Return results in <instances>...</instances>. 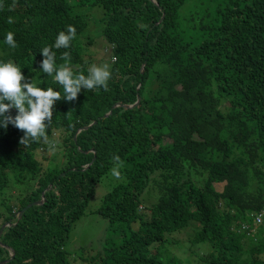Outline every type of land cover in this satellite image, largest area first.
<instances>
[{
	"label": "trees",
	"instance_id": "1",
	"mask_svg": "<svg viewBox=\"0 0 264 264\" xmlns=\"http://www.w3.org/2000/svg\"><path fill=\"white\" fill-rule=\"evenodd\" d=\"M155 1L75 2L103 9L102 35L115 60L106 89H82L68 101L40 71V51L68 25L77 37L85 19L69 0H0V60L61 95L45 137L21 143L22 130L0 129V229L10 224L0 263L13 253L6 264H70L68 234L118 166L125 181L95 211L109 236L102 252L82 256L87 264H182L174 256L166 262L160 250L189 227L192 247L211 246L199 264H264V225L254 237L233 231L264 209V0ZM8 31L15 49L3 42ZM76 37L68 49L51 50L58 66L68 52L73 71L87 75ZM53 133L62 161L43 171L35 156L51 148ZM10 173L27 186L14 202L4 197ZM45 190L43 203L19 218ZM151 191L156 198L146 203Z\"/></svg>",
	"mask_w": 264,
	"mask_h": 264
},
{
	"label": "rangeland",
	"instance_id": "2",
	"mask_svg": "<svg viewBox=\"0 0 264 264\" xmlns=\"http://www.w3.org/2000/svg\"><path fill=\"white\" fill-rule=\"evenodd\" d=\"M73 2L72 14L83 17L85 19L84 30L76 37L75 42L79 47L80 53L83 56L87 67L92 65L102 66L112 62V53L102 35L104 11L98 6H76L77 0H69ZM184 16V11H180V17ZM44 151H38L36 158L40 161L43 171L52 169L62 161L61 150L58 149L59 134L53 137ZM52 144H54L52 146ZM124 177L121 176L120 168L114 166L102 178L95 188V194L90 199L84 215L77 220L68 234L66 251L69 253L70 264H87L82 256H95L98 252H102L105 243V238L109 236V223L95 213L100 206L103 196L110 191L114 186L123 183ZM27 186L24 180L18 175L9 174V186L4 191L6 200L13 201L21 193L25 192ZM156 198V192L151 191L145 196V202L151 203ZM143 210V209H142ZM133 229L137 225H132ZM194 235L193 228L168 235L164 247L160 250L162 259L166 262L174 256L182 261V264H199V257L206 256L211 251V246L201 244L192 247L190 240ZM115 238V237H114ZM153 247H156L153 246ZM264 260V254L261 256Z\"/></svg>",
	"mask_w": 264,
	"mask_h": 264
},
{
	"label": "clouds",
	"instance_id": "3",
	"mask_svg": "<svg viewBox=\"0 0 264 264\" xmlns=\"http://www.w3.org/2000/svg\"><path fill=\"white\" fill-rule=\"evenodd\" d=\"M9 22L11 23V20ZM14 35L11 31L6 32L3 41L13 49L17 47ZM75 37L76 28L68 25L66 31L58 33L54 45L43 47L40 51L43 56L40 71L62 86L63 99L68 101L75 100L82 89H106L111 78L108 64L90 66L87 75L82 71L74 72L70 67V54L68 52H64L61 56L64 63L57 65L56 53L51 50L52 47L55 49H68ZM60 99V92L52 87L41 88L34 82V78L30 79L22 73L18 64L11 60H0V129H7L9 125H12L22 130L24 135L21 143L27 142L30 138L35 140L45 137L46 123L51 119L54 105ZM12 109L16 110L14 116L10 113ZM55 135L53 133V136ZM42 151H44V148H42ZM256 213L252 214V222L253 215ZM252 222L247 224L252 225ZM258 229L259 227L257 231Z\"/></svg>",
	"mask_w": 264,
	"mask_h": 264
},
{
	"label": "built area",
	"instance_id": "4",
	"mask_svg": "<svg viewBox=\"0 0 264 264\" xmlns=\"http://www.w3.org/2000/svg\"><path fill=\"white\" fill-rule=\"evenodd\" d=\"M114 60L115 59H112V61ZM40 151H42V149ZM262 225H264V209L253 215L252 225H249L247 223L239 224L237 226H233V231L236 234L251 237L256 234L257 228Z\"/></svg>",
	"mask_w": 264,
	"mask_h": 264
},
{
	"label": "water",
	"instance_id": "5",
	"mask_svg": "<svg viewBox=\"0 0 264 264\" xmlns=\"http://www.w3.org/2000/svg\"><path fill=\"white\" fill-rule=\"evenodd\" d=\"M151 1H152L155 5H157V3H156L155 0H151ZM162 18H163V17H162ZM162 18H161V19H162ZM139 101H140V99L138 98V99H137V102H136L134 105H131V106H124V107H125V108H133V107H135V106L139 103ZM118 106H119V105H115V106H113L112 109L109 111V113H108L107 115H105V117H108L109 115H111L112 110H113L114 108L118 107ZM93 124H94V123H93ZM90 126H92V125H90ZM90 126H89V127H90ZM89 127L85 128V129H88ZM91 164H92V162H91L88 166H86L85 168H88ZM47 190H48V189H47ZM47 190H45V191L42 193V195H41L42 199H41L40 202H37V203H33V204H30V205H27L25 208H23V209L20 211L19 218L22 216V214H23L24 211H26L27 209H30L32 206L41 205V204L43 203V200H44V194H45V192H46ZM9 226H10V224H9V223H6V224H4V225L1 227V229H0V236H1V234H2V231H3L6 227H9ZM12 257H13V253H11V258H10L9 260L4 261V262H1L0 264H6V263H8V262L12 259Z\"/></svg>",
	"mask_w": 264,
	"mask_h": 264
}]
</instances>
